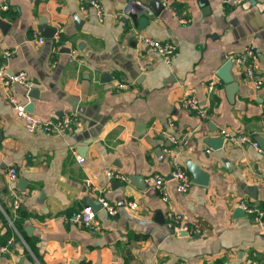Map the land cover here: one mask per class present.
Masks as SVG:
<instances>
[{
  "label": "crops",
  "instance_id": "1",
  "mask_svg": "<svg viewBox=\"0 0 264 264\" xmlns=\"http://www.w3.org/2000/svg\"><path fill=\"white\" fill-rule=\"evenodd\" d=\"M98 1L103 23L80 0H4L8 10L0 7V63L28 74L10 92L37 119L76 115L80 122L62 136L29 134L0 89V235H13L0 264H264V228L240 209H264V84L254 90L235 64L218 76L227 56L252 46L264 79V0ZM158 4L167 7L156 16ZM130 7L144 11L139 20L146 11L154 18L141 27ZM140 36L175 44L179 58L164 63ZM5 51L13 53L8 60ZM119 83L130 89L118 90ZM185 97L197 98L207 118L182 108ZM225 129L260 141L262 152L220 142ZM108 169L129 180L109 179ZM177 169L193 185L181 194L169 182L166 191L175 212L189 218V234L168 230V207L154 187L156 176ZM196 170L207 185L196 183ZM98 197L118 215L98 210L97 232L64 221ZM15 200L27 214L23 234L13 224Z\"/></svg>",
  "mask_w": 264,
  "mask_h": 264
},
{
  "label": "built area",
  "instance_id": "2",
  "mask_svg": "<svg viewBox=\"0 0 264 264\" xmlns=\"http://www.w3.org/2000/svg\"><path fill=\"white\" fill-rule=\"evenodd\" d=\"M82 2V9L85 7H90L98 22L103 23L106 19V13L104 6L98 0H80ZM250 0H226L227 4L230 5H241L249 2ZM167 7V4H163ZM0 7L3 10H8V6L4 3V0H0ZM173 11V9H171ZM135 9L133 7L129 8V14H133ZM174 12V11H173ZM174 14H176L174 12ZM183 23H188V20L182 19ZM36 35V34H35ZM56 44H59L60 32H56L53 36ZM40 44L44 43V39H39ZM138 42L144 47L155 52L161 60L170 65L174 63L180 56L178 47L172 43H162L154 38L140 36ZM11 51H5L3 58L9 59L12 56ZM76 57L77 52L74 51L72 54ZM259 61V51L252 46L245 48V50L236 56H227L226 62H233L238 67H242L245 70V76L249 83L252 85L253 89L258 91L262 88L264 84V79L257 74V63ZM28 80V74L26 72H20L18 74H13L8 71L7 67L0 63V89L8 98V101L12 104L17 116L23 121L26 131L29 134L42 133L48 136H62L74 132L75 126L80 124L78 117L76 115L63 116L62 118L50 119V120H40L35 118L28 110L25 104H23L18 97L14 96L10 90L14 85L26 84ZM118 90H128L130 86L125 83H119L117 85ZM208 89L210 92L214 89V83L209 84ZM181 107L185 110L194 111L198 113L203 119L207 118V112L204 110L200 101L195 97H185L181 101ZM224 142L233 141L240 146L250 145L258 152H262V147L258 140H253L247 135L235 136L231 134L228 130H221L220 132ZM172 143L179 145L181 142L177 137L170 138ZM77 161L79 163L83 162L82 157L78 154ZM106 176L109 179H114L121 182L128 181V177L114 169H108L106 171ZM9 182L16 183L19 179L18 171L15 168H11L8 172ZM169 182H175L177 186V192L181 194H186L189 192L190 187L193 185L192 176L181 170L177 169L169 178L162 176H156L154 180V187L160 192L162 202L167 205L168 209L166 212L167 221L166 226L169 231L174 234H189L191 231L190 220L186 215L179 214L175 212L171 206L170 195L166 191V186ZM92 185V184H91ZM94 190V188H92ZM101 205V210H104L109 216L115 217L118 215V208L111 204L104 197H98L95 199ZM14 208L16 210L20 209V202L18 200L14 201ZM132 209L137 208V203L131 204ZM240 209L245 212L248 216H253L254 220L264 228V209L252 207L245 203L240 204ZM98 212L93 206L88 205L82 210L74 213L70 217L64 216L63 219L66 222H73L79 224L89 230L92 233L97 232L100 226L98 220ZM8 246L0 249V256L7 251Z\"/></svg>",
  "mask_w": 264,
  "mask_h": 264
},
{
  "label": "water",
  "instance_id": "3",
  "mask_svg": "<svg viewBox=\"0 0 264 264\" xmlns=\"http://www.w3.org/2000/svg\"><path fill=\"white\" fill-rule=\"evenodd\" d=\"M164 7L161 5V4H158L154 10L156 12V16H159L161 14V12L163 11ZM144 12V11H135L133 14H131V19L133 20V22L135 24H139L141 27L144 25V24H147L149 22L150 19H153L154 18V15L151 13V12H145L146 14V17L145 18H142L139 20V15ZM50 33H51V38H53L54 34L56 33V30L54 29H51L50 30ZM234 66V63L233 62H226L225 66L221 69V71L219 72L218 76H222L223 77V74L222 73H227V71H230L231 68ZM73 109L75 110L76 107L73 105ZM28 110V108H27ZM29 111V110H28ZM76 111V110H75ZM220 142H224V139H220ZM260 143V146L262 147V144L261 142L259 141ZM193 175H194V178H196V183L197 184H201V185H207L208 183V178L206 176H204V174L199 171V170H196L195 172H193ZM195 181V180H194ZM22 184V183H21ZM89 205L93 206L94 209L98 212V210L101 209V205L98 203L97 200L93 199L92 202L89 203ZM243 214H245L243 211H241ZM160 216V219L159 221L163 224H165V220L163 218L162 215H158ZM32 229V228H30ZM30 229H27V231H30Z\"/></svg>",
  "mask_w": 264,
  "mask_h": 264
},
{
  "label": "trees",
  "instance_id": "4",
  "mask_svg": "<svg viewBox=\"0 0 264 264\" xmlns=\"http://www.w3.org/2000/svg\"><path fill=\"white\" fill-rule=\"evenodd\" d=\"M9 13L13 15L12 17L16 18V16L13 13H11V12H9ZM7 16H9V15H7ZM26 216H27V214L25 212H23L22 210H19L18 218H16L13 221L15 228L22 234L24 233V228L22 226V222ZM12 237H13L12 232H8L5 235H0V247L8 245Z\"/></svg>",
  "mask_w": 264,
  "mask_h": 264
}]
</instances>
